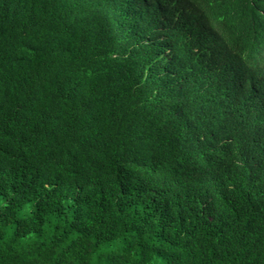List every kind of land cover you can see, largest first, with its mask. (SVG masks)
Listing matches in <instances>:
<instances>
[{
	"label": "trees",
	"instance_id": "1",
	"mask_svg": "<svg viewBox=\"0 0 264 264\" xmlns=\"http://www.w3.org/2000/svg\"><path fill=\"white\" fill-rule=\"evenodd\" d=\"M0 264H264V0H0Z\"/></svg>",
	"mask_w": 264,
	"mask_h": 264
}]
</instances>
